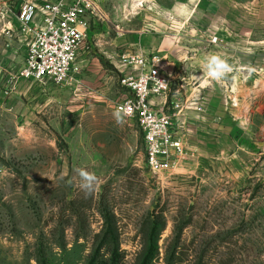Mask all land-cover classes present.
<instances>
[{"label":"rangeland","instance_id":"1","mask_svg":"<svg viewBox=\"0 0 264 264\" xmlns=\"http://www.w3.org/2000/svg\"><path fill=\"white\" fill-rule=\"evenodd\" d=\"M94 2L84 77L59 87L21 79L24 49L4 32L19 0H0V264H264V0ZM142 36L200 58L171 82L190 101V152L162 174L137 123L114 117L118 51ZM212 54L232 66L220 80L202 71ZM81 167L98 177L87 195Z\"/></svg>","mask_w":264,"mask_h":264},{"label":"built area","instance_id":"2","mask_svg":"<svg viewBox=\"0 0 264 264\" xmlns=\"http://www.w3.org/2000/svg\"><path fill=\"white\" fill-rule=\"evenodd\" d=\"M94 14V0H19L17 26H6L4 32L8 37L17 32L26 39L20 77L59 87L77 82L76 61ZM121 59L120 86L125 94L113 102L114 110L139 126L149 170L169 172L190 152L186 142L190 101L177 94L169 98L174 74L160 54L127 51ZM127 109L130 113H125Z\"/></svg>","mask_w":264,"mask_h":264},{"label":"crops","instance_id":"3","mask_svg":"<svg viewBox=\"0 0 264 264\" xmlns=\"http://www.w3.org/2000/svg\"><path fill=\"white\" fill-rule=\"evenodd\" d=\"M16 23H17V21H16ZM12 26H14V25H12ZM16 26H14V28ZM8 38L14 39V41L17 40L19 42V44L23 47V49H24L23 52L26 53L27 45H26V39L24 36H22L16 32L13 37H8ZM121 42L119 44H117V47L120 46V44H122ZM138 43H139L138 45L133 47L131 41H130V43L125 42L122 45L124 47V49L122 51L121 50L118 51L119 55L121 56L127 51L128 52H135V51H139V50H152L153 52H156L165 58L164 66H166V68L168 69L169 72H172L173 74L174 73H176V74L180 73V75L184 76V79L186 82H188V78H193V76L196 75L195 73H197V71L195 72V70H193V73H192L193 75L191 76L192 69L190 72L189 68L193 67V65H195V62H193V61L200 59L199 57L190 58L188 60V59H185L186 57H184V56L176 55L177 54V51H176L177 48H172L170 45H168L167 41H162V39L159 37H157V38L154 37L152 42H151L149 37L142 36L138 40ZM83 50L84 49H81L79 51L77 61H76L77 66H80V68H81L80 69L81 72L78 74L80 81H82V78L84 77L82 75V73H83V70H82L83 64L82 63L84 61L81 60L82 59L81 53ZM202 64H204V63H202ZM180 67H183V69L185 70V74L179 72ZM202 71H204V70L202 69ZM188 83H190V82H188ZM40 85L43 86V85H52V84H40ZM62 89H67V88L65 87ZM102 92H103V90H102ZM124 94H125V91H124ZM186 94L188 95L189 91H187ZM195 97H196V95L194 92V93H192V97L190 98V100L195 98ZM188 123H189V121H188Z\"/></svg>","mask_w":264,"mask_h":264},{"label":"clouds","instance_id":"4","mask_svg":"<svg viewBox=\"0 0 264 264\" xmlns=\"http://www.w3.org/2000/svg\"><path fill=\"white\" fill-rule=\"evenodd\" d=\"M203 67L206 75L215 80L224 78L228 73L232 71V66L227 62L225 58H223L219 54H212L208 56ZM130 111V109H127L125 110V113H130ZM114 117L118 124L123 122V117L120 110H117L114 113ZM76 172L78 177L80 178L81 189L85 192L86 195L90 194L94 190L98 182V177L94 173L87 171L83 167L77 168Z\"/></svg>","mask_w":264,"mask_h":264},{"label":"trees","instance_id":"5","mask_svg":"<svg viewBox=\"0 0 264 264\" xmlns=\"http://www.w3.org/2000/svg\"><path fill=\"white\" fill-rule=\"evenodd\" d=\"M112 229H113V231L116 230L117 226H113ZM45 248H46V246L44 245V242L41 241V243L39 244V250H38L40 252V254L43 252V250ZM39 258H41L40 264H47V256H45L42 253ZM53 263L54 262H52V264ZM89 264H122V258L120 256V253L114 254L110 259H107V258L104 259L102 256H100L98 254H94V257L90 260Z\"/></svg>","mask_w":264,"mask_h":264}]
</instances>
